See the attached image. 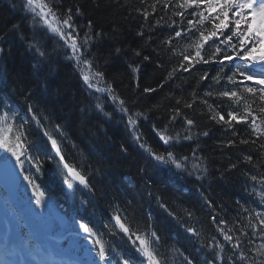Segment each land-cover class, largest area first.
Segmentation results:
<instances>
[{
    "label": "trees",
    "instance_id": "1",
    "mask_svg": "<svg viewBox=\"0 0 264 264\" xmlns=\"http://www.w3.org/2000/svg\"><path fill=\"white\" fill-rule=\"evenodd\" d=\"M40 2L37 0L38 6ZM46 2L58 13L69 7L75 12V6H79L82 14L74 16L79 38L89 31L95 38L85 50V58L92 62V67L88 68L70 58L71 49L59 36L35 25L31 12L24 8L26 0H0V82L14 88L11 94H17L20 104L28 108L32 119L45 124L42 123L59 141L64 156V161L54 154L39 156L43 140L39 135H33L29 141L33 143L27 149L30 155L42 162V178L47 177L56 185L58 181L64 193V180L68 177L65 162L88 178L95 200L91 202V210L84 201L81 209L87 210L91 219L104 222L103 228L96 229L107 245L116 252L133 256L137 264L147 258L134 251L139 247L138 242L132 243L135 235L129 239L128 234L109 225L104 216L107 211L112 215L119 212L133 232L139 230L137 234L143 236L155 231L160 239L153 247L166 256L168 264H185V257L192 259L193 264H207L214 256L213 249L207 247L213 236L225 244L222 255H231L227 242L217 233L211 217L215 215L225 219L231 228L238 216L247 218L244 208L264 211V205L260 204L264 185L249 179L250 175L259 177L264 174V166L254 168L243 161L244 155L256 152L254 145L239 143L251 136L250 126L234 123L229 128L217 123L210 119L213 113L209 112L208 105L215 106L218 112L231 110L242 113L247 101L259 123L264 119V114L259 112L264 102L240 88L237 91L243 100L238 105L217 95L231 90L227 77L233 69L227 62L223 67L215 62L195 63L188 72L179 67L183 55L193 54V41L198 39L199 31L211 30V24L205 22L199 31L174 38L168 45L164 42L174 36V30H179L171 23L172 20L180 23V18L174 16L173 11L185 12L183 23L186 28L187 19H193L191 13L201 9L195 6L186 10L158 6L157 12L145 20L138 9L147 8L151 13L149 5L153 0H144V3L141 0ZM182 2L171 0L172 5ZM89 20L92 21L91 30L87 26ZM157 20H160L159 25ZM141 32L142 36L139 35ZM215 47L209 41L202 55L207 58ZM37 48L45 54L41 56ZM146 56L147 60L144 59ZM133 68L137 71L134 72ZM173 69L176 71L169 78ZM96 72L103 73L102 78H96ZM204 73L209 74L208 78L201 80ZM217 73L221 74L219 82L213 79ZM84 75L91 76V81L97 83V89L110 88L112 91L89 88L83 80ZM246 83L249 86L254 84ZM145 88L155 91L146 93ZM193 92L196 93L195 103L191 108H185L184 103L192 101ZM207 92L213 95L205 96ZM113 96L119 99L113 100ZM177 99L181 100L179 107L183 115L173 121L172 110L177 107ZM120 100L125 101L127 112L120 110ZM202 100L208 103L204 104ZM97 104L101 107L98 108ZM29 106L32 111H29ZM139 113L144 115H137ZM129 116L137 121L136 125L128 123ZM185 117L195 122L190 133L186 132ZM10 124L14 135L17 125L12 120ZM33 126V122L26 128L20 124L19 135L30 136ZM261 128L264 129V124ZM24 130L26 133L22 132ZM158 132L170 136L179 133L181 138L164 144ZM205 132L206 136L203 135ZM186 134L192 138L183 139ZM136 136L140 139L137 140ZM229 139L236 141L235 146L227 145ZM260 142H264V138ZM141 144L145 147L142 148ZM149 147L156 153L171 151L177 157H189L186 168L176 169L174 165L156 161L146 150ZM257 154H254V160ZM231 164H237V167L230 168ZM25 168L35 170L27 163ZM127 174L135 181V186ZM51 194L55 196L53 191ZM208 201H211V207ZM188 212L192 216L187 215ZM70 217L73 222L81 220L76 209ZM71 227L79 229L76 224H71ZM188 227H195L199 237L188 233ZM230 234L239 235L238 232ZM252 239L253 247L262 242L258 237ZM216 264L223 262L218 260Z\"/></svg>",
    "mask_w": 264,
    "mask_h": 264
},
{
    "label": "snow or ice",
    "instance_id": "2",
    "mask_svg": "<svg viewBox=\"0 0 264 264\" xmlns=\"http://www.w3.org/2000/svg\"><path fill=\"white\" fill-rule=\"evenodd\" d=\"M144 3V0H141ZM158 6H162L164 9H168L170 6L172 8L187 9L195 8L201 9L199 12L193 11L191 15L193 19H187V27L184 26V20L186 19L184 11H173L174 16L180 18V23L172 20L171 23L176 25L179 30H174V36L169 37L164 43L171 45L174 38H181L183 35H188L194 31H199L208 22L211 24V30L199 31V37L197 40L193 41L194 52L191 56L183 55L179 67L188 72L194 66L195 63L208 64L209 62L219 63L222 67L225 62L232 67V74L227 77L229 84L231 85V90H224L219 92L217 95L219 97H227L229 100L233 101L237 105L243 100L240 92L237 88L244 93L251 95L252 97H258V99L264 102V0H183L182 3H177L175 5L171 4V0H153V3L149 5L151 8V13L147 8L138 9L141 12L145 20L148 17L157 12ZM26 11L31 12L33 16V21L37 19L47 26V30L51 33L56 34L61 40L65 42L67 47L71 49V57L75 58L78 62H82L88 68L92 67V62L85 58L86 48L90 41L95 37L91 35L90 31L85 32L82 38H79V32L77 31L78 26L75 23L74 16L81 15V9L79 6H75V12L72 7L67 8L63 12L58 13L55 11L46 0H41L39 4V11H37V0H26L24 5ZM199 19H195V17ZM51 18V19H50ZM163 19V17H161ZM156 24H160V20L156 21ZM88 28L91 30L92 21H88ZM15 27V26H14ZM206 33V34H205ZM100 35L99 33L96 34ZM143 35V33H139ZM79 38V39H78ZM211 41L216 45L214 51L207 58L202 55L205 45ZM2 51V49H0ZM37 51L41 56L45 53L40 52L39 48ZM119 51V49H117ZM174 51V49H173ZM139 55V52L136 53ZM145 60L148 57H144ZM187 65V66H185ZM133 71H137L133 68ZM176 69H173L169 73V78L172 77ZM96 78H102L103 73L96 72ZM208 73H204L200 79L205 80L208 78ZM221 74L217 73L216 77L213 79L219 82ZM84 82L89 88H95L96 84L92 83L88 75L83 76ZM246 82H254L253 86H249ZM97 91L111 92L110 88L97 89ZM146 93L155 91L151 88H145ZM213 93L207 92L205 96L211 97ZM192 101L185 102V108H191L196 100V93H192ZM113 100L119 99L116 96L112 97ZM207 104V100L201 101ZM177 107L173 111V116L171 119L175 121L177 116L183 115L181 108L179 107L181 100L177 99ZM125 101L120 100L119 106L122 112H127L128 109L124 107ZM97 107L101 106L97 104ZM210 113V119L217 121V123H222L227 125L229 128L233 126L234 123H244L250 126L251 136L248 139H241L240 144L244 145H254L257 154V159L254 160V154H246L243 156V161L248 164H252L253 167H261L262 161H264V142L258 143L261 138H264V129L261 128V124H264V119H261L258 123V117L253 111L252 107L247 101L244 102V110L242 113L237 111H227L218 112L215 106L208 105ZM29 111H32L31 106H29ZM261 114H264V107L259 109ZM137 115H144L139 113ZM227 117V118H226ZM35 118V117H34ZM185 119L186 132L190 133L191 128L194 126L195 122L187 117ZM8 121V114L5 113L0 116V149L5 150L9 153L11 157L15 159V165L18 166L26 174L23 179L31 185L36 192L34 197V202L38 207H42L44 204L45 192L39 191V185L36 183L38 176L36 173L41 172L42 162L37 158L28 153L27 147L23 143L24 134L21 133L15 137V142H13L8 137L4 136L2 133V127ZM39 122V121H37ZM128 123L130 125H136L137 121L129 116ZM23 127V125H21ZM59 129V125L56 126ZM167 127V126H166ZM11 129L9 128V131ZM45 136L51 141L52 147L55 148L57 155L61 161H64V156L61 154V149L57 145V140L52 137L48 132L44 133ZM160 140L164 144H170L172 141L179 140L180 134L177 133L175 136L165 135L163 132H158ZM207 135V132L203 133ZM233 135H236L234 132ZM137 140L140 139L139 136L135 137ZM192 137L190 134H186L183 139L190 140ZM236 141L229 139L227 145L235 146ZM142 148L145 147L144 144L140 145ZM149 154L162 164L174 165L176 169H185L189 157L182 156L177 157L171 151L166 153H156L152 151L149 147L146 149ZM193 157H195V152H193ZM51 159V157H49ZM0 160L8 161V156L0 157ZM30 167L35 168V173H29V169L25 168V164ZM64 167L67 169L71 176V180L78 181L79 184L84 185V187H90L84 175H81L76 168L64 163ZM193 167H198V165H193ZM230 168H236L237 164H231ZM204 172L207 171L206 168L203 169ZM247 175V173H246ZM199 179V177H197ZM249 179L253 182L264 185V174L250 175ZM71 180H66L68 188L73 187ZM159 199V198H158ZM209 206H212L211 201H208ZM260 204L264 205V191L260 193ZM161 207L166 208V205L161 204ZM243 211L248 213L247 218L237 217L233 222L231 228L228 227V221L222 219L218 216H212L211 221L215 225L217 233H219L225 242H227L228 250L231 255H222L225 250V244H221L215 236L208 242L207 247L213 249L214 256L213 259L207 261V264H216L219 260L223 264H264V211H253L250 208H244ZM187 215L192 216L191 212ZM115 225L113 227L120 229L124 234H128L129 239L135 235V240H132L133 245L137 242L139 247L135 248L134 251L143 255L147 258L148 264H168L166 256L161 255L157 249L153 247L155 242L159 241V236H157L155 231L150 233H145L143 236L133 232L131 227L126 223V218L122 219V216L117 212L113 217ZM246 219V223H245ZM79 229L86 234L85 239H90L94 248L96 249V255L98 257L99 264H137L136 259L127 253L116 252L115 249L111 248L106 242L101 238L102 234L98 233L95 226H90V222H84L83 219L76 222ZM105 227H108L107 225ZM187 232L199 237L200 233L195 227H188ZM238 232L239 235H233L230 233ZM252 237H258L262 242L258 246H252L254 240ZM246 241V243H245ZM27 246V245H25ZM219 249V252L216 251ZM116 253L113 255V253ZM185 264H193L192 259L185 257Z\"/></svg>",
    "mask_w": 264,
    "mask_h": 264
},
{
    "label": "rangeland",
    "instance_id": "3",
    "mask_svg": "<svg viewBox=\"0 0 264 264\" xmlns=\"http://www.w3.org/2000/svg\"><path fill=\"white\" fill-rule=\"evenodd\" d=\"M37 11L39 10L37 9ZM37 23L42 24L39 21V19H37ZM25 194H26V190H25ZM65 246L68 249L69 253H73L75 255H78L80 258H82V262H84V264H99L96 261L94 257V253L91 250L90 246L87 245L86 243L78 242V239L75 238V236H71V238L67 240V243L65 244Z\"/></svg>",
    "mask_w": 264,
    "mask_h": 264
},
{
    "label": "water",
    "instance_id": "4",
    "mask_svg": "<svg viewBox=\"0 0 264 264\" xmlns=\"http://www.w3.org/2000/svg\"><path fill=\"white\" fill-rule=\"evenodd\" d=\"M0 173L6 175L9 179L14 181H17L19 175L18 169H16V167L11 162L1 163Z\"/></svg>",
    "mask_w": 264,
    "mask_h": 264
},
{
    "label": "bare ground",
    "instance_id": "5",
    "mask_svg": "<svg viewBox=\"0 0 264 264\" xmlns=\"http://www.w3.org/2000/svg\"><path fill=\"white\" fill-rule=\"evenodd\" d=\"M72 262H73V264H76V262H75V260H74V259L72 260Z\"/></svg>",
    "mask_w": 264,
    "mask_h": 264
}]
</instances>
